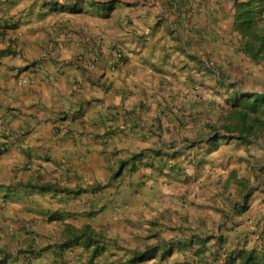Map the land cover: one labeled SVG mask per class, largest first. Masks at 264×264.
Returning a JSON list of instances; mask_svg holds the SVG:
<instances>
[{
    "label": "crops",
    "instance_id": "1",
    "mask_svg": "<svg viewBox=\"0 0 264 264\" xmlns=\"http://www.w3.org/2000/svg\"><path fill=\"white\" fill-rule=\"evenodd\" d=\"M93 1L0 0L2 264H22L18 250L61 243L85 226L106 242L91 264L264 254V194L247 204L249 189L236 184L261 155L251 140L202 137L204 116L219 113L206 102L220 91L233 97L207 59L223 73L225 60L250 67L239 42L225 49L230 30L220 28L215 0ZM210 17L215 25L204 29ZM206 146L212 170L199 165ZM228 148L237 151L221 153ZM27 183L51 187L18 185ZM83 244L48 249L33 264H87Z\"/></svg>",
    "mask_w": 264,
    "mask_h": 264
},
{
    "label": "trees",
    "instance_id": "2",
    "mask_svg": "<svg viewBox=\"0 0 264 264\" xmlns=\"http://www.w3.org/2000/svg\"><path fill=\"white\" fill-rule=\"evenodd\" d=\"M169 1L172 2V0ZM93 2L97 4L96 1ZM43 3V6H45L46 2ZM112 3L114 2H103L100 4H102V8H106V4L112 5ZM47 5L49 8L50 6H55L52 2H48ZM168 6L171 7L172 3ZM233 9L232 29L239 36L240 49L251 61L264 62V0H234ZM221 119L220 126L214 128L215 131H218L221 135L218 136L216 140H213L215 143L220 138L225 140H244L246 142H249L251 139L257 140L259 138L264 140V93L248 94L242 91L234 93L230 102V108L224 113ZM144 155L145 152L133 154L129 161L142 159ZM126 163L127 162H123V165ZM135 168L133 164L131 170ZM236 184L240 186L244 192H247L248 186L246 181L238 180ZM18 185L36 188L40 191H46V189L51 187L49 184L32 185L27 183ZM58 190L60 191L59 188ZM61 191L68 192L71 195H77L83 190H68L63 188ZM248 197L249 195L247 194L242 196L244 201L247 200ZM202 239L206 242L212 239V236L207 235ZM80 243H84L82 245L84 249L91 248L90 259L87 263L91 264L95 258L99 257L106 242L103 237L92 232L89 226H85L78 231L68 230L61 243H55L54 245L45 247L31 245L26 249L18 250L16 256L22 255V264H33L34 259L48 251V249L53 248V251L60 252ZM151 250H153V248H151ZM169 251V249L166 250V248H164L161 256L165 257ZM0 253L5 254L6 252L0 251ZM6 256L7 254L5 257ZM16 256H10V258L15 259L17 258ZM219 257L222 256H217L215 260L217 261ZM13 262L14 261H12V263ZM131 263H133V259L128 261L127 264ZM0 264H2V260H0ZM222 264H264V254H259L254 250L233 251L223 257Z\"/></svg>",
    "mask_w": 264,
    "mask_h": 264
},
{
    "label": "rangeland",
    "instance_id": "3",
    "mask_svg": "<svg viewBox=\"0 0 264 264\" xmlns=\"http://www.w3.org/2000/svg\"><path fill=\"white\" fill-rule=\"evenodd\" d=\"M70 1H72V0H70ZM122 1H124V3L128 4V5H131L129 3L132 2L131 0H122ZM207 1L211 2V3L214 2L213 11L216 14H219L221 16V18L219 20L220 28L223 30H228V31L230 30V33L227 34L230 37H227V38L222 37V40L227 39L225 44H223L226 47L225 49L227 50V48H235V47H233V46H235L233 42L238 43L239 42V36L236 32L235 33L231 32L233 30L232 29V20H233L232 16H233V12H234V9H233L234 0H215L213 2H212V0H207ZM92 4L95 5L96 3L92 2ZM61 5H63V4L61 3ZM62 7L64 10L65 6H62ZM73 14H77V13H73ZM204 22L206 23V25L204 26V29H206V27H208V26H211V24L215 25V21L211 17L209 18V20H205ZM205 46H206V44H205ZM221 48H222V44H221ZM247 60L248 59L242 58V59H240V61H236L237 65H233L232 61L225 60V63H226L225 65L228 66V69H226L224 73L215 67L217 65V64H215V62L211 63L209 59H207V62H208L210 67H214V69L219 72V77H220L219 85L225 86V88H232L233 89L232 95H234V93H236V92L238 93L240 91H243L244 93H248V94L264 92V63L263 62L254 63V62L249 60L250 67L247 68ZM219 62L221 63L222 61L219 60L218 63ZM203 63L205 64L204 61H203ZM228 81H233V82L229 83ZM227 84H229V85H227ZM223 95H224V92L220 91V92H218V95L216 96L217 100H215L213 103L206 102V104H208L209 107L211 105L217 104V107H215L213 110L217 109L219 111V113H218V115H216L213 112V115L210 118H207L206 116H204V118H203L204 124H206V129H207L206 132L202 135V137H204V140L205 139L216 140L218 136H221L220 133L218 131H215L214 128H217L220 126L221 121H222L221 117L224 115V113L226 111L229 110L230 102H231L230 99H229L230 101L226 100L223 97ZM232 141H235V140H232ZM232 141H227V142H232ZM217 142L219 144H222L223 140L220 138ZM251 142H253V145H250V147L254 148L253 151L256 154H260L261 158L257 159V161H255V162L248 161L246 164V166H249V163H252L250 165L251 177H250V179L247 180L248 181L247 186H248V189L250 191V193H249L250 197L245 202L247 204H249L248 202L250 200L251 201L253 200L252 196L255 195L254 193L264 194V140L262 138H259L257 140L251 139ZM246 144L243 146L247 151L249 149V146H247ZM236 151H237V148H235L234 151H232L231 149L228 148V150L221 151V153L230 154L232 152L235 153ZM209 153H210V148L208 146L202 147L201 157L199 159V165H206V166L210 165V168L212 170L211 163L208 161L211 158V156H208ZM239 163L240 162H235V164L237 166L239 165ZM262 163H263V165H262ZM214 185L216 186V183ZM235 196H238V198H235V200L241 201V196H239L238 193H236ZM263 197L264 196L259 197L258 200L262 201ZM15 248H16V246H15Z\"/></svg>",
    "mask_w": 264,
    "mask_h": 264
}]
</instances>
